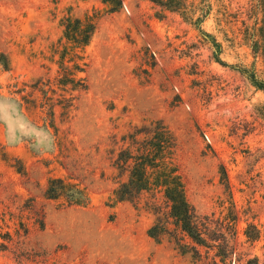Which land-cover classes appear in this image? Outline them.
I'll return each mask as SVG.
<instances>
[{"label": "rangeland", "instance_id": "374dc122", "mask_svg": "<svg viewBox=\"0 0 264 264\" xmlns=\"http://www.w3.org/2000/svg\"><path fill=\"white\" fill-rule=\"evenodd\" d=\"M183 3L0 0V264H264V90L248 76L264 80L260 0ZM69 17L96 23L86 48ZM162 125L208 246L172 220L149 235L160 187L115 202Z\"/></svg>", "mask_w": 264, "mask_h": 264}, {"label": "trees", "instance_id": "16d2710c", "mask_svg": "<svg viewBox=\"0 0 264 264\" xmlns=\"http://www.w3.org/2000/svg\"><path fill=\"white\" fill-rule=\"evenodd\" d=\"M124 0H103V2L110 6L111 11H117L122 7ZM157 6L165 10L180 11L184 5L183 0H152ZM260 7L262 19L259 26L255 29L257 40L255 45L260 46L264 44V0H260ZM69 22L65 28V36L79 47L86 48L94 35L96 23L92 20H86V23L79 18L67 19ZM70 22H74L72 25ZM83 28V34L77 35V30ZM75 30V31H74ZM243 72L246 73L243 69ZM249 78L254 84L264 90V80L257 78L255 73L249 74ZM160 124V123H159ZM161 125V124H160ZM155 137L151 138L147 147L138 152V155H131L135 159L134 164L129 169L128 180L121 183L114 191V199L116 203L123 201H132L140 193L151 190L153 187H160L167 211L165 216L157 215V222L149 228V235L154 238H159L168 231V225L172 220L177 230H180L184 236H187L192 242L199 246H208L212 238L208 229V225L201 220L197 214L195 207L188 199L186 185L182 174L179 173L177 167L173 165L172 157L168 154L174 144L173 136L167 127L162 125V133H159L156 142ZM158 149V154L155 152ZM160 151V153H159ZM162 152V153H161ZM223 180L227 181L226 172L224 171ZM227 184V183H226ZM229 186V185H227ZM60 188H63L61 179H51L47 194L49 197L57 198L60 196ZM82 195L84 191L81 192ZM69 205H83L88 204L87 200L68 201ZM236 220V217H234ZM1 229V226H0ZM245 236L249 241H255L259 237V230L256 225L248 224L245 229ZM188 246V245H186ZM193 250L199 251L196 246ZM225 264H232L227 262V257L222 259ZM245 264H259L256 257L250 258Z\"/></svg>", "mask_w": 264, "mask_h": 264}]
</instances>
